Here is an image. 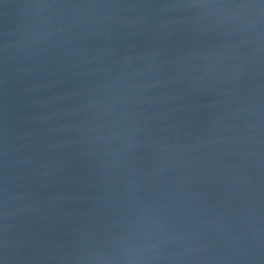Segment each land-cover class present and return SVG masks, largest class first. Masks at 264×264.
<instances>
[{"label": "water", "instance_id": "1", "mask_svg": "<svg viewBox=\"0 0 264 264\" xmlns=\"http://www.w3.org/2000/svg\"><path fill=\"white\" fill-rule=\"evenodd\" d=\"M3 264H264V0H0Z\"/></svg>", "mask_w": 264, "mask_h": 264}, {"label": "snow or ice", "instance_id": "2", "mask_svg": "<svg viewBox=\"0 0 264 264\" xmlns=\"http://www.w3.org/2000/svg\"><path fill=\"white\" fill-rule=\"evenodd\" d=\"M0 264H3V261H0Z\"/></svg>", "mask_w": 264, "mask_h": 264}]
</instances>
